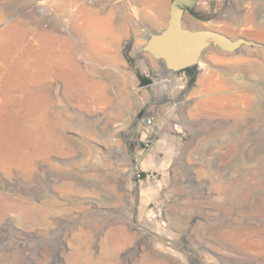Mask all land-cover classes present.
Listing matches in <instances>:
<instances>
[{"label":"rangeland","instance_id":"rangeland-1","mask_svg":"<svg viewBox=\"0 0 264 264\" xmlns=\"http://www.w3.org/2000/svg\"><path fill=\"white\" fill-rule=\"evenodd\" d=\"M172 3L0 0V264H264V0H194L261 45L193 82L143 50Z\"/></svg>","mask_w":264,"mask_h":264},{"label":"water","instance_id":"water-1","mask_svg":"<svg viewBox=\"0 0 264 264\" xmlns=\"http://www.w3.org/2000/svg\"><path fill=\"white\" fill-rule=\"evenodd\" d=\"M194 0H173L170 16L164 28L145 35L143 50L159 60L160 72H174L198 64L210 46L224 51H237L243 45H261L245 37L232 38L224 32L209 28H190L184 24V14ZM139 87L155 83V78L138 70Z\"/></svg>","mask_w":264,"mask_h":264},{"label":"trees","instance_id":"trees-1","mask_svg":"<svg viewBox=\"0 0 264 264\" xmlns=\"http://www.w3.org/2000/svg\"><path fill=\"white\" fill-rule=\"evenodd\" d=\"M196 67H197V65L195 64V65L180 69L177 72L186 71L191 76V81L193 82L196 78Z\"/></svg>","mask_w":264,"mask_h":264},{"label":"crops","instance_id":"crops-1","mask_svg":"<svg viewBox=\"0 0 264 264\" xmlns=\"http://www.w3.org/2000/svg\"><path fill=\"white\" fill-rule=\"evenodd\" d=\"M197 25V26H196ZM190 27H194V28H196V27H199L200 26V24H198L197 22H191V25H189ZM157 31V30H156ZM148 58H151V60H155V62H153L154 64H155V66L157 67V70H161V68H162V66H161V64H160V62H159V60H157V59H155V58H153L151 55H149V56H147Z\"/></svg>","mask_w":264,"mask_h":264},{"label":"built area","instance_id":"built-area-1","mask_svg":"<svg viewBox=\"0 0 264 264\" xmlns=\"http://www.w3.org/2000/svg\"><path fill=\"white\" fill-rule=\"evenodd\" d=\"M175 72V71H174ZM169 73V72H167ZM153 124V119L152 117H143L142 118V125L145 129L149 130V128L152 126ZM140 175V174H139Z\"/></svg>","mask_w":264,"mask_h":264},{"label":"bare ground","instance_id":"bare-ground-1","mask_svg":"<svg viewBox=\"0 0 264 264\" xmlns=\"http://www.w3.org/2000/svg\"><path fill=\"white\" fill-rule=\"evenodd\" d=\"M92 15H93V14H92ZM95 16H96V15H95ZM73 17H74V16H73ZM76 17H77V14H76ZM79 17H80V16H79ZM88 20H89V19H88ZM106 22H107V21H106ZM98 24H99V23H98ZM87 25H88V24H87ZM94 25H95V24H94ZM65 26H66V25H65ZM97 26H98V25H97ZM196 26H197V25H196ZM85 27H86V26H85ZM98 27H99V26H98ZM98 27H97V28H98ZM89 28H92V29H93V27H89ZM103 28H104V27H103ZM100 29H101V28H100ZM100 29L98 28V30H100ZM101 30L103 31V29H101ZM106 30H107V29H106ZM95 31H96V30H95ZM89 32H90V31H89ZM103 32H104V31H103ZM103 32H102V33H103ZM94 34H95V33H94ZM94 34H93V35L91 34V35L89 36V40H94V39L96 38V37H94ZM104 34H105V33H104ZM96 35H97V34H96ZM102 35H103V34H102ZM97 36H98V35H97ZM104 37H105V36H104ZM105 38H106V37H105ZM97 39H98V38H97ZM95 40H96V39H95ZM93 42H94V41H93ZM100 42H102V40H99L98 44L103 45V44L100 43ZM94 43H96V42H94ZM98 44H97V45H98ZM92 45L95 46L96 44H92ZM97 45H96V47H97ZM101 45H100V46H101ZM100 46H98V48H100ZM105 46H106V45H105ZM96 47H95V48H96ZM101 47H102V46H101ZM95 52H96V51H95ZM56 58H57V57L55 56V60L58 59V58H57V59H56Z\"/></svg>","mask_w":264,"mask_h":264}]
</instances>
